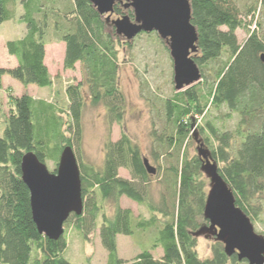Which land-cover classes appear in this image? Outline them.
Instances as JSON below:
<instances>
[{"label":"trees","instance_id":"16d2710c","mask_svg":"<svg viewBox=\"0 0 264 264\" xmlns=\"http://www.w3.org/2000/svg\"><path fill=\"white\" fill-rule=\"evenodd\" d=\"M189 3L190 22L197 33L192 58L200 70L199 81L161 100L157 116L161 122L151 128L146 152L121 131L117 139H106L102 162L94 165L79 161L74 150L81 142L86 104H102L109 123L123 121L120 34L90 0H0V25L16 17L24 23L19 37L5 40L15 65L0 66V87L4 74L24 85L50 86L44 46L52 40L64 44L63 67L74 69L78 63L81 75L76 83L65 86L63 106L23 92L9 95L8 110L0 112V264H74L64 254L67 241L63 233L54 239L37 230L20 172L25 152L32 151L44 163L51 160L56 165L65 145L72 147L78 163L82 211L70 213L64 223L71 222L83 236L97 228L106 251L105 264L247 263L236 254L228 255L216 237L209 256L197 254L194 232L208 223L203 215L208 188L203 160L197 151L190 153L189 145L196 131L235 204L250 220L256 218L261 211L256 201L264 202V60L260 57L264 34L257 30L259 22L252 30L248 28L260 7L264 8V0H246L242 6L238 0ZM113 12L133 18L131 7L120 1L114 3ZM238 28L248 31L241 42ZM222 107L227 110L224 117L235 116L233 127L228 128L217 116V122L205 118L195 123L208 109ZM143 158L153 163L155 172H148ZM120 167L129 177L119 175ZM153 179L160 188L157 200L150 195ZM121 196L143 204L149 215L135 216L119 204ZM106 203L112 206L110 214L105 213ZM134 231L150 232L154 239L123 260L117 252L116 235ZM157 247L161 252L155 255L152 251Z\"/></svg>","mask_w":264,"mask_h":264},{"label":"rangeland","instance_id":"374dc122","mask_svg":"<svg viewBox=\"0 0 264 264\" xmlns=\"http://www.w3.org/2000/svg\"><path fill=\"white\" fill-rule=\"evenodd\" d=\"M245 1L238 0V3L242 6ZM121 15L112 11L110 17L116 18ZM130 19L133 20L131 17ZM249 19L250 16L245 18L248 22ZM256 22L261 24L257 29L258 32L264 34L263 7H260L259 12L257 11L255 17L250 21L248 29L252 30ZM23 29L24 23L20 22L17 17L1 23L0 66L11 67L15 64V58L6 51L5 40L19 37ZM236 33L238 41L241 42L246 38L248 31L247 29L238 28ZM120 38L118 79L124 95L123 121L121 124L116 122L109 123L106 118V109L102 104L92 105L88 103L83 107L81 142L79 148L74 150L78 160L83 163L99 165L104 155V142L107 138L117 139L121 131H125L146 152L151 142L149 132L152 127H158L161 122L157 117L161 112L160 102L176 89L173 81L172 58L165 39L161 38L155 31H140L130 39L120 35ZM63 49V43L56 40L49 41L44 46L45 64L52 78L50 86L40 87L31 83L24 85L5 74L0 87V112L4 114L8 110L9 95L17 96L23 92L35 97L50 99L63 106L65 104V86L70 83H76L81 76L78 63L75 64L74 69L63 67ZM226 111L224 107L220 110L210 108L204 117L197 116L195 123L199 125L205 118H211L215 121L216 118L214 116H217L219 119L224 120L228 128H231L235 124L236 118L235 116L231 118L224 117ZM2 128L3 124H0V133ZM197 138L201 140V135L198 134ZM196 147L197 143L192 139L189 145L190 153H196ZM45 164L50 171L55 170L56 165L53 161L46 160ZM118 173L121 176L129 177L128 171L123 167L118 169ZM203 177L208 188L209 179L204 173ZM151 183L150 195L154 200H157L160 189L159 183L157 179H153ZM256 203L261 205V211L256 218L251 219V222L254 231L264 235V202L256 201ZM119 204L123 207H129L135 216L142 215L147 217L149 215V211L143 204H139L125 196L119 198ZM104 208L106 214L112 212L111 204L106 203ZM99 220L98 217L97 222ZM97 232V228H93L86 236H83L73 227L71 222L64 223L63 234L67 241L65 256L74 264H105L106 251L100 243ZM153 239L152 233L147 231H134L130 235L117 234L118 255L123 260H128L137 252L147 248ZM213 241L214 236L197 235L196 251L199 257H206L211 254ZM152 252L158 255L161 252V248L157 247ZM238 264L247 263L240 261Z\"/></svg>","mask_w":264,"mask_h":264},{"label":"water","instance_id":"95a60500","mask_svg":"<svg viewBox=\"0 0 264 264\" xmlns=\"http://www.w3.org/2000/svg\"><path fill=\"white\" fill-rule=\"evenodd\" d=\"M116 1L124 0H90L116 33L126 39L140 31H155L167 41L177 90L200 79L199 67L192 58L197 51V33L190 22L189 0H125L123 6L132 8L133 20L127 14L110 17ZM260 57L264 60L263 53ZM193 136L203 160L201 169L209 179L203 209L208 223L194 234L216 237L228 255L236 254L248 264H264V235L254 231L250 218L235 204L231 189L196 131ZM143 162L148 172H155L147 158H143ZM20 172L29 190L31 216L37 230L49 238H58L69 214L82 211L80 172L72 147L62 148L54 171L34 152L27 151L21 158Z\"/></svg>","mask_w":264,"mask_h":264},{"label":"crops","instance_id":"0c3cea01","mask_svg":"<svg viewBox=\"0 0 264 264\" xmlns=\"http://www.w3.org/2000/svg\"><path fill=\"white\" fill-rule=\"evenodd\" d=\"M63 46H64V44H63ZM63 52H64V49H63ZM44 62H45V58H44ZM45 63H46V62H45ZM14 65H15V64H14ZM4 76H5V74L2 75L1 82H2Z\"/></svg>","mask_w":264,"mask_h":264}]
</instances>
